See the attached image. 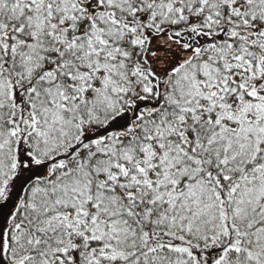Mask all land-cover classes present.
Here are the masks:
<instances>
[{"label": "snow or ice", "instance_id": "6c2138e0", "mask_svg": "<svg viewBox=\"0 0 264 264\" xmlns=\"http://www.w3.org/2000/svg\"><path fill=\"white\" fill-rule=\"evenodd\" d=\"M0 264H264V0H0Z\"/></svg>", "mask_w": 264, "mask_h": 264}]
</instances>
